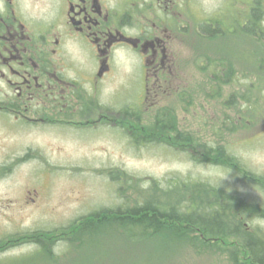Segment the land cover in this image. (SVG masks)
<instances>
[{
	"label": "rangeland",
	"instance_id": "1",
	"mask_svg": "<svg viewBox=\"0 0 264 264\" xmlns=\"http://www.w3.org/2000/svg\"><path fill=\"white\" fill-rule=\"evenodd\" d=\"M260 1L263 34L258 36L242 29L252 0H177L174 24L180 70L194 72V114L179 110L182 106L173 101L165 110L168 120L164 111H147L146 130L116 127L108 134L107 129L81 133L71 127H53L49 136L36 135V140L50 143L51 171L29 174L28 166H42L35 160L0 176V237L4 245L0 264L246 262L244 257L250 254L244 241L249 238L247 231L264 236V222L259 223L253 213L254 178L264 173V131L257 134L264 123V0ZM214 19L222 22L223 32L208 34L198 27ZM238 29L242 36L237 35ZM212 49L244 66L234 65L228 58L210 62L218 57ZM243 60H255V66ZM257 61L263 66L262 74ZM114 63V75L121 78L131 69L132 59L122 51L115 54ZM204 83L207 91H197ZM219 91L228 99V103L221 101V112L220 108L214 110L210 96L201 100V94ZM160 118L169 124L180 121V131L189 133L192 144H187L184 133L183 138L175 137L170 128H158ZM22 182L27 189H37L35 205L8 203L18 198ZM213 198L233 200L243 207L241 222L247 229L240 223L234 230L232 224L225 225L221 234H215L223 240L211 241L200 251L195 250L201 242L195 230L188 232L191 242L184 247L171 231L147 238L150 230L145 232L139 225L118 229L112 222L90 226L86 234L82 231V243L72 238L81 221L96 210L130 209L148 200L179 207ZM44 229L51 242L44 240ZM34 230L40 232L38 242L33 237L24 245L4 244L5 239L22 242V234ZM235 231L237 235L230 236Z\"/></svg>",
	"mask_w": 264,
	"mask_h": 264
},
{
	"label": "flooded vegetation",
	"instance_id": "2",
	"mask_svg": "<svg viewBox=\"0 0 264 264\" xmlns=\"http://www.w3.org/2000/svg\"><path fill=\"white\" fill-rule=\"evenodd\" d=\"M177 7V0H0V176L35 160L42 166L27 165L29 174H50V143L36 135L49 136L53 127L108 134L116 127L145 129L147 111H164L173 101L194 114V72L180 70ZM122 51L132 66L116 78L114 58ZM179 122L172 123L177 128ZM262 131L264 123L258 136ZM254 180L253 213L261 223L264 173ZM26 185L8 203L35 205L37 189ZM221 205L223 226L247 229L243 207ZM36 231L4 244L38 242ZM247 232V250L257 246L264 255V236ZM42 234L51 242L49 231ZM0 243L1 256L3 237ZM240 264H264V256Z\"/></svg>",
	"mask_w": 264,
	"mask_h": 264
},
{
	"label": "trees",
	"instance_id": "3",
	"mask_svg": "<svg viewBox=\"0 0 264 264\" xmlns=\"http://www.w3.org/2000/svg\"><path fill=\"white\" fill-rule=\"evenodd\" d=\"M252 5L249 9V16L246 18V20L243 23V31L245 33H254L255 35H262V7H261V1L260 0H252ZM240 9L239 7L235 8ZM222 22H219L217 19L209 20L207 23H199L198 27H200V30L203 33L208 34H217L223 32V29L221 28ZM241 29V30H242ZM241 30H237V35H241ZM236 36V35H234ZM237 36V37H239ZM227 38V37H226ZM219 41V40H218ZM211 51L215 52V49H212ZM218 57H214L210 59H216L220 58L219 60H223L224 58H228L232 61L234 65H239L236 61H234L231 57L223 56L222 53L215 52ZM242 58L246 59V55L243 53ZM255 60H257V56H254ZM255 60H252V62H247L243 60L246 63L252 64L255 66ZM240 66V65H239ZM244 66V65H242ZM240 66V67H242ZM262 64L257 61V70L262 74ZM227 82V81H226ZM217 86L220 84V80H217L215 82ZM207 85L204 83L202 86H199L197 91L206 92ZM202 98L201 100H204L205 97L210 96L211 103L214 106V110L219 109L221 112V101L224 100L228 103V99H225L222 96L221 91L219 92H210L207 94H201ZM198 106V105H197ZM203 110L205 108L203 107ZM184 111L188 114L192 113V109H188V105L185 106ZM167 117L164 118L165 120L170 119V115L164 111L163 112ZM163 118L159 119L158 128H170L175 137H182L184 133L187 135L185 137L187 139V144L190 146L192 144L191 136L189 133L185 130V132H181L177 126L175 127V124H169L167 123ZM173 122V121H172ZM223 123H226V120H223ZM178 130V131H177ZM156 134H159V132L155 131ZM162 134V133H160ZM195 141V140H194ZM191 142V143H190ZM222 151H219V154L222 155ZM212 201H189L186 202L183 205L177 206H165L161 203H158L156 201H146L141 205L134 206L130 209H111V210H96L93 211L89 216L84 218L81 221V224L79 227L74 230V236L73 239H77L79 243H82L83 241L80 237L83 235L82 231L86 234L87 229L90 226H97L99 225H105L108 224H114L118 229H123L129 225H139L140 229L147 232L146 230L151 231V235L149 237L160 235L163 231H171L172 237L179 239L182 241V247H184L186 244H190V240L188 235V232L193 233L194 230H198L199 238L201 239L200 245L196 247V251H200L201 249H204L206 244L211 242V238L216 235H219L223 232L224 226L221 219V210H222V200L221 199H210ZM229 203H234L233 200H228ZM225 202V200H224ZM73 231V230H72ZM79 231V232H78ZM79 233V234H77ZM81 233V235H80ZM148 235V233H147ZM146 235V236H147ZM216 237V236H215ZM198 238V239H199ZM199 239V240H200ZM75 243V242H73ZM73 243H70L71 245H75ZM43 245V242L41 243ZM252 250L250 251V254L246 255L244 258L246 259L245 263H255V262H262L263 253L260 249H258L257 246H251ZM237 261V258H235Z\"/></svg>",
	"mask_w": 264,
	"mask_h": 264
}]
</instances>
